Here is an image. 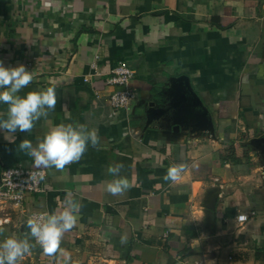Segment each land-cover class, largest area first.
<instances>
[{
    "label": "crops",
    "instance_id": "obj_1",
    "mask_svg": "<svg viewBox=\"0 0 264 264\" xmlns=\"http://www.w3.org/2000/svg\"><path fill=\"white\" fill-rule=\"evenodd\" d=\"M0 61L33 72L19 95L56 89L52 124H85L100 138L63 171L46 169L23 209L0 205L11 217L4 237L23 239L31 213L74 198L82 207L61 243L73 264H264V153L252 143L264 136V0H0ZM120 61L135 72L137 97L117 110L107 80ZM183 74L215 136L167 117L148 123L155 96ZM46 131L43 119L30 133L0 130L3 167L36 168L19 144ZM231 151L241 162L225 159ZM117 163L131 187L113 196L106 169ZM179 163L181 178L164 180ZM21 264H63V253L35 245Z\"/></svg>",
    "mask_w": 264,
    "mask_h": 264
},
{
    "label": "clouds",
    "instance_id": "obj_2",
    "mask_svg": "<svg viewBox=\"0 0 264 264\" xmlns=\"http://www.w3.org/2000/svg\"><path fill=\"white\" fill-rule=\"evenodd\" d=\"M34 74L23 64L15 67H5L0 61V104L7 105V119H0V130L7 134L17 131L30 133L36 122L41 119L47 127L43 140L35 146L29 139L19 144L21 151H26L32 157L37 169L55 168L63 171L68 165L78 162L86 153L89 144L96 147L99 144L98 129H89L85 124L60 123L52 124L48 119L55 111L57 93L54 87L44 90L29 91L24 96L19 95L22 89L32 83ZM7 138V136H6ZM122 163L110 165L106 172L114 177L107 183V192L113 196L122 194L131 187L129 180L121 176ZM186 164L179 163L167 169L164 180L176 182L186 170ZM39 179H44L41 171ZM64 209L48 214H34L26 221L28 232L24 238L11 236L0 240V264H21L26 256L31 254L35 245H39L44 255L55 257L63 253V264H73L71 254L61 248L63 236L77 223V213L82 207L74 198H66ZM4 229L0 226V235ZM35 241V244L30 241ZM120 242L127 243V238L121 236Z\"/></svg>",
    "mask_w": 264,
    "mask_h": 264
},
{
    "label": "built area",
    "instance_id": "obj_3",
    "mask_svg": "<svg viewBox=\"0 0 264 264\" xmlns=\"http://www.w3.org/2000/svg\"><path fill=\"white\" fill-rule=\"evenodd\" d=\"M92 67L96 68V63H92ZM134 74V70L125 61H120L112 69L107 81L114 86L109 99L110 105L114 109H128L136 99L137 93L130 84ZM41 171L44 173L42 180L39 179L38 175H35ZM46 180V169L27 168L22 165L3 167L0 174V205L12 204L23 209L25 197L28 194L42 192ZM34 214H47V212H33L29 217ZM238 219L243 222L248 220V216L240 214ZM9 223H11L10 215L0 216V226L3 227ZM36 246L40 248L39 245Z\"/></svg>",
    "mask_w": 264,
    "mask_h": 264
},
{
    "label": "water",
    "instance_id": "obj_4",
    "mask_svg": "<svg viewBox=\"0 0 264 264\" xmlns=\"http://www.w3.org/2000/svg\"><path fill=\"white\" fill-rule=\"evenodd\" d=\"M148 123L167 117L173 119L175 127L186 125L192 130L209 131L215 136V124L209 108L195 91L188 75L173 76L170 86L155 96L154 101L146 109ZM252 143L260 147L264 153V136L256 138ZM3 162L0 158V174Z\"/></svg>",
    "mask_w": 264,
    "mask_h": 264
},
{
    "label": "trees",
    "instance_id": "obj_5",
    "mask_svg": "<svg viewBox=\"0 0 264 264\" xmlns=\"http://www.w3.org/2000/svg\"><path fill=\"white\" fill-rule=\"evenodd\" d=\"M225 159H229V160L232 161L233 163H239V162H241V159L238 158V157L235 155L234 151H231V152L229 153V155H228Z\"/></svg>",
    "mask_w": 264,
    "mask_h": 264
},
{
    "label": "rangeland",
    "instance_id": "obj_6",
    "mask_svg": "<svg viewBox=\"0 0 264 264\" xmlns=\"http://www.w3.org/2000/svg\"><path fill=\"white\" fill-rule=\"evenodd\" d=\"M4 238V236L3 235H0V240H2Z\"/></svg>",
    "mask_w": 264,
    "mask_h": 264
}]
</instances>
